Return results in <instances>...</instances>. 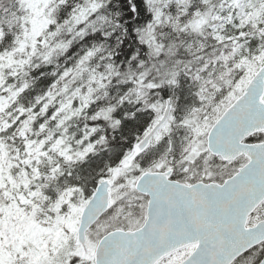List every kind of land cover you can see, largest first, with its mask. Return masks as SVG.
<instances>
[{
  "label": "snow or ice",
  "instance_id": "6c2138e0",
  "mask_svg": "<svg viewBox=\"0 0 264 264\" xmlns=\"http://www.w3.org/2000/svg\"><path fill=\"white\" fill-rule=\"evenodd\" d=\"M0 264H264V0H0Z\"/></svg>",
  "mask_w": 264,
  "mask_h": 264
}]
</instances>
